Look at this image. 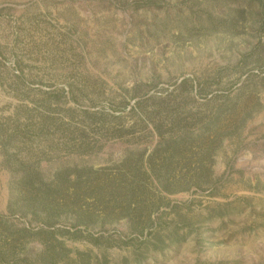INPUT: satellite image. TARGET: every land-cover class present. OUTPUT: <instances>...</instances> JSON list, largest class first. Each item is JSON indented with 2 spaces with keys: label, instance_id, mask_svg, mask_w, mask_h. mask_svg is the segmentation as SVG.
<instances>
[{
  "label": "rangeland",
  "instance_id": "374dc122",
  "mask_svg": "<svg viewBox=\"0 0 264 264\" xmlns=\"http://www.w3.org/2000/svg\"><path fill=\"white\" fill-rule=\"evenodd\" d=\"M0 218V264H264V0H0Z\"/></svg>",
  "mask_w": 264,
  "mask_h": 264
},
{
  "label": "trees",
  "instance_id": "16d2710c",
  "mask_svg": "<svg viewBox=\"0 0 264 264\" xmlns=\"http://www.w3.org/2000/svg\"><path fill=\"white\" fill-rule=\"evenodd\" d=\"M33 196H34V195H33ZM65 198H66V200H67V199H69V197H66V196L64 197V199H63V202H64V203L67 202V201L65 200ZM35 199H36V196H34V199H33V200H35ZM34 202H36V201H34ZM60 202H61V200L58 201L59 204H60ZM73 204H74V203H73L72 201H70L69 206H73ZM64 205H65V204H64ZM10 206H11V205H10ZM10 206H9V208H8V209H10V210H8V211H11V207H10ZM59 206H61V204H60ZM45 207H46V206H45ZM0 221H2V218H0Z\"/></svg>",
  "mask_w": 264,
  "mask_h": 264
}]
</instances>
